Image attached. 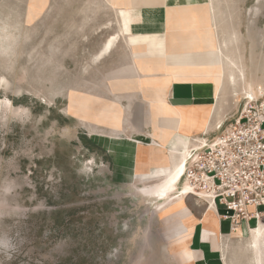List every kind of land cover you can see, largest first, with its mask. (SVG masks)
<instances>
[{
  "label": "rangeland",
  "instance_id": "374dc122",
  "mask_svg": "<svg viewBox=\"0 0 264 264\" xmlns=\"http://www.w3.org/2000/svg\"><path fill=\"white\" fill-rule=\"evenodd\" d=\"M207 3L236 114L264 92V0ZM118 27L105 0H0V264L187 263L181 225L143 192L157 166L134 164L159 149Z\"/></svg>",
  "mask_w": 264,
  "mask_h": 264
},
{
  "label": "crops",
  "instance_id": "0c3cea01",
  "mask_svg": "<svg viewBox=\"0 0 264 264\" xmlns=\"http://www.w3.org/2000/svg\"><path fill=\"white\" fill-rule=\"evenodd\" d=\"M105 1L117 15L119 24L117 37L120 35L123 37V43L131 54L130 62L133 63L135 73L133 79H139L141 82L142 79H147V82L143 83L145 84L144 93L145 96H147L146 93L151 96L147 101L143 100L150 106L146 110L149 118L145 125L154 127L157 136L155 140L164 144L162 148L156 147L159 149V156H138L134 164L136 170H147L157 166L155 171L157 175L162 172L160 162L163 156L168 155L166 148L181 147L178 143L179 138L186 140L187 144V141L200 137L204 132L212 135L215 125L224 117L237 115L232 112L234 110L230 102L232 97L228 96L230 84L225 83L226 76L223 71L220 84L216 89L213 83L215 69H210L206 65L193 64L192 60V63L179 65L177 60L165 57L162 51L163 35L169 28H175L174 25L178 28L192 26L194 16L208 13L210 7L205 6L207 0H191V4H188L187 0ZM193 4L198 7L192 6ZM178 20L185 22L179 23ZM199 29L202 30V28ZM129 36L146 38L145 42L149 49L153 47L156 49L155 54H146L145 49L133 50L127 47ZM199 49H202L201 44ZM136 63L140 68H136ZM196 89H199L197 97ZM139 93H141L140 90ZM167 118L171 121L170 119L167 121ZM139 124L142 123L139 122ZM184 200L183 205L186 207ZM218 207L216 210L210 209L209 212L207 209L202 212L191 211L186 207L188 214H183V221L187 227V231L184 232L186 236L184 241L186 249L189 248V251H192L193 258L188 261L182 255L186 264H264V245L261 244L258 250L249 245L253 226L263 223L264 220L258 224L251 220L248 222V227L241 224L232 231L230 221L224 219V208L220 207L222 213L219 214ZM179 215L178 217H182L181 214ZM252 222L253 225H250ZM176 233L178 236L180 231ZM244 240L248 243L246 247L243 244Z\"/></svg>",
  "mask_w": 264,
  "mask_h": 264
},
{
  "label": "built area",
  "instance_id": "2783aa9c",
  "mask_svg": "<svg viewBox=\"0 0 264 264\" xmlns=\"http://www.w3.org/2000/svg\"><path fill=\"white\" fill-rule=\"evenodd\" d=\"M236 116L187 141L178 193L225 210L231 230L264 220V92L245 94ZM252 211H249V209Z\"/></svg>",
  "mask_w": 264,
  "mask_h": 264
},
{
  "label": "bare ground",
  "instance_id": "6f19581e",
  "mask_svg": "<svg viewBox=\"0 0 264 264\" xmlns=\"http://www.w3.org/2000/svg\"><path fill=\"white\" fill-rule=\"evenodd\" d=\"M192 1H194V0H192ZM186 2L188 4H191V0H187ZM207 6H208V3H207ZM204 11L206 12V10H204ZM208 11H207L208 13H204V15H202V18H204V22L206 25H204V22H200V20L194 19V22H193L192 26H190V27L178 28V27H176V25H174L175 28H169L167 33L165 35H163V49H162V51H163V54L165 55V57L177 60L179 65H186V64L192 63V61L194 62L193 64H198V65H207L208 64V66H210V69L216 70V73L214 74V78H213V83L217 89V87L219 86L220 81H221V76H222V71H223L222 65L224 63L222 60L223 58H222L221 48H220V46H218L216 44V39H215V35H214V30H213L214 28H213V24H212V12L210 11V8L208 9ZM210 12H211V15H210ZM177 22L181 23V22H185V21L178 20ZM199 28H202V30H201L202 33H201ZM199 33H201V34H199ZM145 40H146V38H143V37L129 36V40L127 41V44H128V47L133 49V50L145 49L147 51L146 54H149V53L155 54L156 49L154 47L152 49H149ZM200 44L202 46V49H199ZM112 45H113L112 42H106L104 44L102 50H101V54L102 55L107 54L111 50ZM165 57H164V59H165ZM229 62L231 63V61H229ZM231 65H233V63H231ZM176 67H174V68H176ZM187 70H189V69H187ZM184 71H186V70H184ZM239 73H241V71H239ZM228 78H229V81L233 80V74L230 73ZM198 90L199 89L195 90V96L196 97L198 95ZM248 95L249 96L253 95L251 90L248 92ZM156 111H157V109H156ZM106 114L108 115V113H106ZM165 116L167 117V115H165ZM111 118H113V117H111ZM113 119L115 122H118L117 117L114 116ZM169 119L170 118H167V121ZM170 121H171V119H170ZM119 122H120V120H119ZM113 129H114V127H113ZM121 139H123V138H121ZM178 143L181 144L180 148H178V147L166 148L168 155L163 156V158L160 162L161 163L160 168L162 169L161 170L162 172L160 174L155 175V177H161V178L159 179L158 183H155V184H157V185H155V188L151 189V191L143 190V192L147 196H149V197H151V198H153L159 202V204H158L159 211L168 212L169 215L173 216L171 218L172 219L174 218L175 221L179 222V225L182 226V232L179 233V235L177 236L176 243L179 246V250H181L183 257L186 260L191 261L193 259L192 255H191L192 251L190 252L189 248H188V250L186 249L187 247L185 246V241H184L185 240L184 238L186 236H185V234H183L185 231H187V227L185 226L186 223L184 224V221H183V214H188L185 206L183 205V200H184L183 196L185 193H187V191L185 190V188L183 189V193H181V194L176 191L177 190V184H178V182L182 176V163H183V154H184L185 149H186V140L179 138ZM152 145L159 147V148H162V146H164V144H161V142L158 143L157 140H154L152 142ZM174 208L177 210L174 211ZM207 211L209 212L210 209H207ZM178 214H181L182 217H178L179 216ZM203 219H204V221H206L205 218H203ZM206 219H207V217H206ZM187 223H188V221H187ZM202 223H203V221H202ZM211 233H212V231H211ZM215 242L216 241L214 240V243ZM261 244L264 245V228L262 225H259L257 228H255L252 231L251 237L249 239V245L252 248H254L255 250H258V248H260Z\"/></svg>",
  "mask_w": 264,
  "mask_h": 264
}]
</instances>
